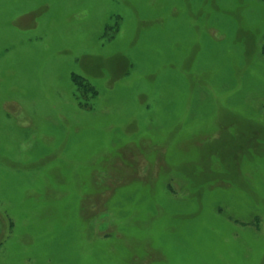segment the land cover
Segmentation results:
<instances>
[{
    "label": "rangeland",
    "instance_id": "obj_1",
    "mask_svg": "<svg viewBox=\"0 0 264 264\" xmlns=\"http://www.w3.org/2000/svg\"><path fill=\"white\" fill-rule=\"evenodd\" d=\"M0 264H264V0H0Z\"/></svg>",
    "mask_w": 264,
    "mask_h": 264
},
{
    "label": "flooded vegetation",
    "instance_id": "obj_2",
    "mask_svg": "<svg viewBox=\"0 0 264 264\" xmlns=\"http://www.w3.org/2000/svg\"><path fill=\"white\" fill-rule=\"evenodd\" d=\"M243 51H244V56L247 55L248 51H249V47L247 45L243 46ZM243 54V53H242ZM86 79V77H84ZM184 162V161H182ZM186 165L191 166V167H195L193 168L191 171H189V174L191 175V180L190 181H196V179L198 181H201L200 177L202 175V169H201V161L199 158L194 157V158H190L187 159V161H185ZM167 173V172H166Z\"/></svg>",
    "mask_w": 264,
    "mask_h": 264
},
{
    "label": "trees",
    "instance_id": "obj_3",
    "mask_svg": "<svg viewBox=\"0 0 264 264\" xmlns=\"http://www.w3.org/2000/svg\"><path fill=\"white\" fill-rule=\"evenodd\" d=\"M81 79V78H80Z\"/></svg>",
    "mask_w": 264,
    "mask_h": 264
}]
</instances>
